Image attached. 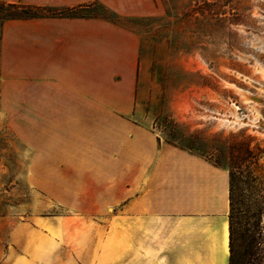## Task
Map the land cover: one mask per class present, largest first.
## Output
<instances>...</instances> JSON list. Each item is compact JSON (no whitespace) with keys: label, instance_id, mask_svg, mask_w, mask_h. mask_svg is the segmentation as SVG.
I'll list each match as a JSON object with an SVG mask.
<instances>
[{"label":"rangeland","instance_id":"rangeland-1","mask_svg":"<svg viewBox=\"0 0 264 264\" xmlns=\"http://www.w3.org/2000/svg\"><path fill=\"white\" fill-rule=\"evenodd\" d=\"M155 2L160 14L147 17L116 18L99 3L86 10L138 39L133 107L118 116L158 147L167 144L160 114L196 135L190 153L234 174L230 264H264V0ZM43 138L0 127V264H30L32 243L47 237L57 244L51 264H125V251L97 232L121 214L96 204L111 195L110 175L102 188L86 159L69 156L78 143Z\"/></svg>","mask_w":264,"mask_h":264},{"label":"crops","instance_id":"crops-1","mask_svg":"<svg viewBox=\"0 0 264 264\" xmlns=\"http://www.w3.org/2000/svg\"><path fill=\"white\" fill-rule=\"evenodd\" d=\"M0 1L51 9L96 2L120 17L160 14L155 0ZM137 50L136 34L102 18L1 22L0 127L31 141L78 143L69 156L87 160L84 172L102 175V185L110 175L111 195L96 204L121 214L97 232L125 251V264H229V171L158 147L148 131L118 116L133 107ZM56 248L48 237L32 243L30 264H51Z\"/></svg>","mask_w":264,"mask_h":264},{"label":"trees","instance_id":"trees-1","mask_svg":"<svg viewBox=\"0 0 264 264\" xmlns=\"http://www.w3.org/2000/svg\"><path fill=\"white\" fill-rule=\"evenodd\" d=\"M102 8L108 11V9L105 8L104 6H102ZM42 10H46L48 13L46 14L40 13L39 11ZM86 10H88V4L71 9H51V8H41L36 6H27L17 3L8 4L0 1V23L7 20H29V19H37L43 17H78V18H102L118 25L117 21H113L102 16H96L91 13H87ZM76 11H80V12L75 13ZM114 15L116 18H120V16L116 14ZM157 120H158L157 124L160 123V127L162 128L163 135L165 136V142L168 145H171L173 147H176L178 149L187 152H191L193 149H195L196 138H197L196 135L183 134L181 131H179L176 128L174 122L166 114H160L157 117ZM157 142L159 143V139H157ZM250 153L251 150L247 147V149L245 150V154H250ZM243 159L244 157L243 158L240 157V160ZM212 165L216 167H220L219 165H215V164ZM229 175H230V204H231V187H232L231 185L233 182L234 174L230 172ZM230 262H231V224H230Z\"/></svg>","mask_w":264,"mask_h":264}]
</instances>
